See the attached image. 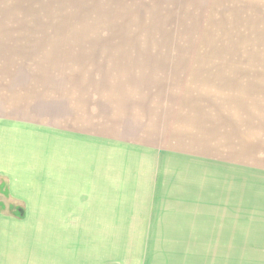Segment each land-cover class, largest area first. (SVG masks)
Instances as JSON below:
<instances>
[{
    "label": "crops",
    "instance_id": "obj_1",
    "mask_svg": "<svg viewBox=\"0 0 264 264\" xmlns=\"http://www.w3.org/2000/svg\"><path fill=\"white\" fill-rule=\"evenodd\" d=\"M224 3L67 0L76 6L67 10L209 13ZM4 65L1 55L0 264H122L124 237L181 234L166 220L217 195L216 183L196 195L195 171L235 168L219 148L199 157L175 150L173 137L195 138L188 117L206 103L189 88L170 101L167 87L180 80L139 87L115 66L94 64L62 83L52 63L29 73Z\"/></svg>",
    "mask_w": 264,
    "mask_h": 264
},
{
    "label": "rangeland",
    "instance_id": "obj_2",
    "mask_svg": "<svg viewBox=\"0 0 264 264\" xmlns=\"http://www.w3.org/2000/svg\"><path fill=\"white\" fill-rule=\"evenodd\" d=\"M72 7L67 0H0L4 66L29 73L52 63L62 83H76L94 64L115 66L139 87L180 80L167 87L170 101L189 88L188 96L196 92L206 103L205 112L188 117L195 138L173 137L182 147L175 150L199 157L219 148L220 160L235 159L233 170L195 171L196 195L213 183L217 195L185 205V219L166 220L177 221L181 234L124 237L130 250L122 264H264V0H228L209 13Z\"/></svg>",
    "mask_w": 264,
    "mask_h": 264
}]
</instances>
